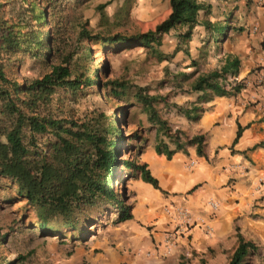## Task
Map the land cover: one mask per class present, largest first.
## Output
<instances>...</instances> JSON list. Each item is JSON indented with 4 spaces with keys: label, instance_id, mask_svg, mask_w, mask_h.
<instances>
[{
    "label": "trees",
    "instance_id": "obj_1",
    "mask_svg": "<svg viewBox=\"0 0 264 264\" xmlns=\"http://www.w3.org/2000/svg\"><path fill=\"white\" fill-rule=\"evenodd\" d=\"M167 1L170 12L154 29L125 36L120 33H93L87 19L77 23L76 30L75 21L73 28L66 25L63 32L53 31L54 14L51 9L56 8L58 0H24L27 8L19 4L16 14L11 16L6 14V6L15 0H0V179L7 180L15 195L25 201L26 209L35 213L36 227L43 233L68 230L82 234L88 230V224L94 222L90 211L98 209L97 201H105L115 209L114 223L132 220V205L112 183L119 163L165 193L146 162H140L137 157L120 161L118 157V144L124 137L117 118L119 114L125 117V105H119V110L109 115L94 102L78 112L65 111L67 106L56 105L54 100L59 91L73 96L78 93L85 95L95 81L99 86V70L94 76L85 74L86 58L91 54L88 43L137 44L148 49L150 55L160 62L168 58L159 49L164 34L183 28L178 38L184 47L178 50L189 57L188 43L194 29L203 25L212 37L210 41L217 46L227 29L223 31L219 22L213 24L206 19L200 20L201 12H208L210 4L200 0ZM105 6L106 2L96 7L103 23L108 20ZM63 23L60 21L58 27ZM70 29L72 36L65 38ZM68 42L72 46L66 51L61 50ZM21 55L39 63L43 69L41 73L19 81L17 68L22 62ZM191 64L196 66L198 62L191 59ZM239 66L238 57L227 56L222 64L209 71L201 72L194 68L190 73L175 74V84L182 92L198 95L196 100L187 104L172 101L170 105L187 121L198 123L208 110V106L203 104L216 96L236 95L244 87L242 80L235 79ZM229 78L232 81H228ZM185 81L187 86L183 89L182 82ZM105 85L110 86V90L102 92ZM132 87L111 79L101 85L97 94L102 99L133 97L147 114V121L154 131L152 148L155 154L170 160L177 152L187 155V147L190 146L194 147L197 156L207 158L206 133L198 132L188 137L183 130L173 129L168 120L160 116L158 104L169 106L168 93H152L146 86ZM59 100L61 102L62 99ZM242 130L243 127L237 124L231 152H235L232 146ZM133 137L146 140L140 133H134ZM258 146L264 147V142L252 148ZM139 147L142 150L143 146ZM236 231L237 245L227 264H244L256 250V245L243 238L237 227ZM5 264H13V261ZM200 264L207 263L201 260Z\"/></svg>",
    "mask_w": 264,
    "mask_h": 264
},
{
    "label": "rangeland",
    "instance_id": "obj_2",
    "mask_svg": "<svg viewBox=\"0 0 264 264\" xmlns=\"http://www.w3.org/2000/svg\"><path fill=\"white\" fill-rule=\"evenodd\" d=\"M58 1L56 8L51 9V13L54 14L55 32H63L66 25L73 28L75 21L76 30L77 23L87 19L93 33L99 35L120 33L128 36L154 29L155 25L170 12L167 0ZM104 2L108 20L103 23L99 20L96 7ZM19 4L22 7L26 6L24 0H15V3L6 6V14L15 15ZM60 21L64 23L58 27ZM222 27L223 31L227 29L225 24ZM71 30L67 31L65 38L72 36ZM182 31L183 28L172 30L162 36V46L159 49L168 55V58L160 62L150 55L148 49L137 44L88 43L91 54L86 58L85 74L94 76L99 70L101 72L99 86L95 81L91 88L86 90L85 95L78 93L73 96L69 92L59 91L54 104L66 105L65 111L69 109L80 112L94 102L109 115L116 113L119 105H125L127 112L125 117L119 114L117 118L124 137L118 144L120 161L137 157L140 162H146L149 152H154L152 148L154 131L147 121V114L134 102L132 96L117 99L110 96L111 98L102 99L97 94L101 85L111 79L122 81L130 88H133V85H140L148 87L152 93H168L169 106L158 104L160 116L166 118L173 129L183 130L188 137L198 132L206 133L208 142V131L197 128L194 122L187 121L170 103L175 101L184 105L197 99V93H184L176 86L174 75L183 71L190 73L194 68L206 72L220 65L222 59L218 53L220 43L214 45L207 31L196 32L188 43L190 52L188 57L183 51L178 50L184 47L178 38V33ZM220 38L221 36L218 39ZM71 46V42H68L61 50L66 51ZM191 59H195L198 64L192 65ZM17 69L19 81L24 77H35L43 70L39 63L27 56H22V62ZM228 81H232V78ZM182 83L183 89H186L187 81ZM109 90L110 86L105 85L104 88L102 86V92ZM134 133H140L146 138L145 142L142 138L135 139ZM139 145L143 146L142 150L139 149ZM151 163L160 166V162L155 160ZM174 163L179 165L178 161ZM116 167L112 183L116 191L123 193L127 202L132 205L133 212L135 199L131 183L139 178V175L132 169L124 167V164L119 163ZM182 204L186 206L183 202ZM97 205L98 209L90 211L94 222L88 224L86 227L88 230L82 234L68 230L43 233L36 227L35 213L26 209L25 201L15 195L13 186L7 180L0 179V264L9 261H13V264H200L201 260L207 264H227L236 246L235 244L232 248L222 250L210 247L206 250L204 247L196 248L188 235L191 228L196 226L192 219L180 222L173 212L171 203H164L161 198L154 199L150 221L146 223L137 221L136 225L132 226L125 224L126 222L114 223L115 209L105 201H97ZM161 222L167 224L168 228L159 227L153 231ZM133 227H137L138 232ZM201 237L204 239L207 236L201 233ZM245 261L247 262L244 264H262L264 261L261 259V249Z\"/></svg>",
    "mask_w": 264,
    "mask_h": 264
},
{
    "label": "crops",
    "instance_id": "obj_3",
    "mask_svg": "<svg viewBox=\"0 0 264 264\" xmlns=\"http://www.w3.org/2000/svg\"><path fill=\"white\" fill-rule=\"evenodd\" d=\"M200 1L210 4L208 12H201L200 20L228 25L219 40L220 64L227 56L238 57L235 79L242 80L244 87L236 95L216 96L207 102L208 110L195 123L208 131L207 158L197 156L194 147L188 148L187 155L175 153L170 160L149 152L147 167L165 193L140 178L134 179L133 219L125 224L150 221L155 198L172 206L183 202L196 225L188 233L196 248H232L237 245V227L243 238L256 245L254 254L261 249L264 261V147L252 148L264 142V0ZM253 26H257L256 31ZM201 30L206 31L198 25L194 33ZM237 124L243 130L232 146L235 152H231ZM154 160L160 166L151 163ZM159 227L168 225L158 223L153 231ZM133 229L138 232L137 227ZM201 233L207 237L203 239Z\"/></svg>",
    "mask_w": 264,
    "mask_h": 264
},
{
    "label": "built area",
    "instance_id": "obj_4",
    "mask_svg": "<svg viewBox=\"0 0 264 264\" xmlns=\"http://www.w3.org/2000/svg\"><path fill=\"white\" fill-rule=\"evenodd\" d=\"M259 1H262V0H259ZM256 29H257V26L252 27L253 31H256ZM172 208H173L174 214L177 215L176 217L178 220H180V222L185 221V220H190L189 211H188L187 207L184 206L182 203L181 204L179 203L177 206H172ZM206 231H207V233H210L208 231V229Z\"/></svg>",
    "mask_w": 264,
    "mask_h": 264
}]
</instances>
